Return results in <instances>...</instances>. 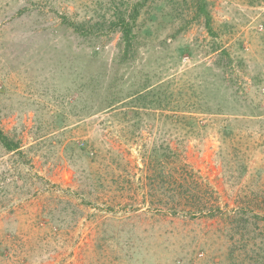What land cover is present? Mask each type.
<instances>
[{
  "label": "rangeland",
  "instance_id": "obj_1",
  "mask_svg": "<svg viewBox=\"0 0 264 264\" xmlns=\"http://www.w3.org/2000/svg\"><path fill=\"white\" fill-rule=\"evenodd\" d=\"M0 129V264H264V0H0Z\"/></svg>",
  "mask_w": 264,
  "mask_h": 264
},
{
  "label": "trees",
  "instance_id": "obj_2",
  "mask_svg": "<svg viewBox=\"0 0 264 264\" xmlns=\"http://www.w3.org/2000/svg\"><path fill=\"white\" fill-rule=\"evenodd\" d=\"M207 27L210 32H213L211 24H210V18H207ZM131 30L128 28H125V41H131L130 36H131ZM126 54L129 52V44L126 46L125 50ZM0 142L7 148V149H14L18 147V143L14 142L12 140H9L3 133V131L0 129Z\"/></svg>",
  "mask_w": 264,
  "mask_h": 264
}]
</instances>
